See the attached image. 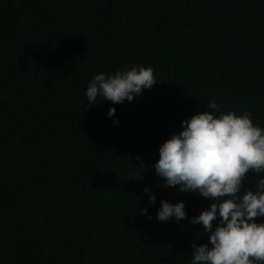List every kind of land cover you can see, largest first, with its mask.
<instances>
[{
    "label": "trees",
    "instance_id": "trees-1",
    "mask_svg": "<svg viewBox=\"0 0 264 264\" xmlns=\"http://www.w3.org/2000/svg\"><path fill=\"white\" fill-rule=\"evenodd\" d=\"M132 67L157 84L89 103L95 75ZM201 111L264 128V0H0V264H191L213 201L152 165ZM162 200L187 219L157 220Z\"/></svg>",
    "mask_w": 264,
    "mask_h": 264
},
{
    "label": "clouds",
    "instance_id": "clouds-1",
    "mask_svg": "<svg viewBox=\"0 0 264 264\" xmlns=\"http://www.w3.org/2000/svg\"><path fill=\"white\" fill-rule=\"evenodd\" d=\"M155 84L151 67H132L107 78L103 73L95 75L86 96L92 105L97 97L122 104ZM207 108L220 110L215 100ZM115 112L111 107L108 116ZM181 126L180 132L160 146L159 159L152 167L164 180L163 187L213 201L190 221L193 225L202 224L203 231L209 234L208 243H192L191 264H264V223L256 222L257 217H264V178L259 179L257 191L247 190L240 195L250 171L264 173V128L253 123L248 111L219 117L201 111L183 120ZM144 191L154 205L155 195L149 189ZM139 211L146 214L148 209ZM218 217L214 227L213 221ZM173 218L177 222L187 219L184 203L162 200L156 219Z\"/></svg>",
    "mask_w": 264,
    "mask_h": 264
}]
</instances>
